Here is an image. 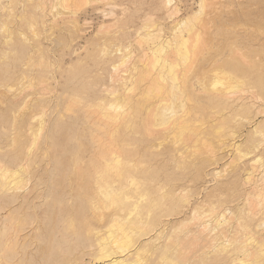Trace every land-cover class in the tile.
Wrapping results in <instances>:
<instances>
[{
	"label": "bare ground",
	"instance_id": "bare-ground-1",
	"mask_svg": "<svg viewBox=\"0 0 264 264\" xmlns=\"http://www.w3.org/2000/svg\"><path fill=\"white\" fill-rule=\"evenodd\" d=\"M64 1L65 0L61 1L60 3L64 5L65 4ZM212 1L213 0L211 1L198 0V3L196 5V10L192 11L189 15H187V17L176 21L170 30V37L166 39H162V35H161L162 27L160 26V24L156 25L155 23H152L150 20L148 21L145 20L146 23L147 22L149 23L151 22V23L149 26H147L148 24L142 26V29L143 30L145 29V32L143 34H140L138 30L136 31V35L138 34L140 41L149 46L150 56L149 55H148L149 57L147 56L149 59L148 58L144 59L145 61L146 60L148 61L146 62L149 65V69L147 70L146 69L147 67H145L146 72H142L140 73V75L137 74V72L140 70L136 71V75L139 76V77L137 76L138 82L137 81H134L135 83L132 82L134 86L133 89L136 88L139 91L138 93L139 95L137 94L138 98L137 97L134 98L135 100H133V98L131 97V92H133L132 95H134L135 89L133 91V89L131 90V87H129L131 92L128 90L129 88L126 90L127 87H125L124 77L121 76L119 77L117 75H114L116 74V71L114 72L113 70L116 68L117 62L111 64L110 69L111 70L113 69L112 71L114 72L113 74L114 76L108 75L109 76L108 79L109 81L116 82V84L118 83L121 86L117 88L109 87V89L108 88L102 89L101 86L95 85L96 87L95 88L93 87V85L89 86L88 84H84V86L80 88L81 90L74 93L72 98L68 96L70 100L68 99L67 101H70V103L68 105V102L66 101L68 107L65 105V109L68 110L69 112L71 111V113L82 112L84 117L83 121L87 123L88 126L91 125L90 128L93 129L92 134L88 135L89 136L88 139H90L89 142L90 145L85 147L83 145L78 144L79 145L78 147L73 149L70 148L66 150L70 156L69 162L70 164H72V169L69 173L71 174V176H74V179L73 180L68 179V182H66L67 183L66 189L64 190L65 193H63V195L61 196V200L58 202V203L63 202V204H65V206L61 210L58 207L59 213L64 215V217H62V219L60 220V222H63L64 225L62 224L63 227L60 226L57 232H53L49 234L50 239L55 238L57 236L61 237L62 240L61 242L71 247L70 252L75 253L77 257H79L74 260L76 262H74L73 264H79V263L80 264H188L187 262L191 257H194L197 254L199 255V253H202L203 255L204 254L203 252L206 251L205 249L208 248H212L213 250L212 253L216 252L214 251V249L217 250L219 253L223 252L222 253L224 254L223 257L229 259L230 264H264V240H262L261 238L259 239L256 238V235L255 238L252 236L249 238L246 237L247 235L248 236L250 235L249 233L250 227L245 222H247L248 220H252L251 218H248L244 222V224L238 225L239 218L236 217L237 224L235 222L234 223L243 230L244 233L241 232V235L247 234L245 236L247 239L244 238L242 239L243 236H241V238H236L237 235H233V237L234 236L235 237L232 238L231 233L233 230L231 229L234 224L230 226V222L232 221H230L229 219H232L233 217L230 216L231 214H229L230 218L228 217V215L226 216L225 213H227L226 212L228 211L227 209L225 210L223 208L224 210L220 212L219 211L216 212L214 206H211L209 211L206 210V213H201V211L204 208L201 205L202 202L199 203L198 201H196L194 204L191 205L188 196V187H189L188 184L191 181L193 182L194 180L198 179L201 176L202 171L204 169L205 171H207L206 168L208 166L214 165L217 161V157L219 156L218 155L219 153L223 154V152H230L231 155L232 153L238 154L236 155L237 157L240 155L241 158L238 157L237 158L238 160L242 159L243 157L246 158L247 166L250 167L246 170L247 177L246 178L244 177V179L247 182V184L249 183L251 184V181L253 182L251 184L252 186H254L251 197L253 201L250 202L251 201L250 200L249 204H245V206L250 205L251 209H254L255 207L260 209L262 208L261 205H264V140H263L264 137L263 138L260 137V141L256 142L251 137L250 134L247 136L244 142H241L242 141L241 140L240 141L241 143H236L235 141L233 142L234 138L232 137L234 136V133L232 132L231 127L229 126V124L233 123L236 117L240 115V114H237V116L235 115L236 110L244 111V113L246 114V112L247 113L248 111L250 112L249 109L252 106V104H250L251 101L250 102L247 101L249 99L248 96H247L248 98H246L245 96L246 99L244 97L241 98V96L239 97V95L246 94L247 88H246V92H244L245 89H243V87L247 85L248 79L252 80V77L247 76L246 73L240 70V66L237 63L238 61L237 57L235 56L236 57L235 58L234 55H231L233 57L229 61L230 63L229 66L232 73L231 75H229L231 76L229 77L230 80L225 81L228 82L227 83L228 85L219 80L215 81L216 78L221 80L220 74H222L219 71L220 73L218 74L220 75V77L218 75H215L218 72V70L216 72L215 69L214 71L216 73L213 72L215 77L217 76L214 79L215 82H213L212 85H210V83L207 84L210 86V89H212L210 91L211 92L214 91V92L210 93L209 91H207L206 100L210 106L212 105L213 109L211 110L214 111V109H216V111H214L215 113L208 114V112H204L203 110L201 112H199V110L194 112L189 111L187 110L189 108L187 107L188 105L185 104L192 100L193 102L196 101V103L199 104L197 106L198 108L194 107L193 103H187V104H190L191 106L193 105L192 107H194L195 109H200V106L202 105L198 98L201 96V95L199 96L201 91H203L202 88H200L201 85L199 86V88H196L192 83L189 82L191 72L194 67L193 64L197 62V61L194 62V60H196V56L198 55L197 53H199V51H201L202 49H205L203 48V46L206 47L205 46L206 40L204 38L205 36L204 37L202 36L204 38L203 40H205L204 42L205 44H203V42L200 41L201 39L199 38L198 35L199 32H196L197 34L196 33L194 34V29H196V26H194V24H196L195 21H197L198 19L200 21L201 16H204V14L205 15L210 14L209 11L207 10L206 11L208 13H205V9L209 10L208 5L213 4ZM215 4H217V2ZM161 5L167 11V16L164 17L168 18V20L170 19L172 20L175 17V15L178 14V8L176 7L174 0H162ZM211 8H210V12L212 10ZM214 10L215 9H213L212 12ZM169 26H171V24ZM101 27L100 29H102ZM200 29L202 30L203 28ZM211 29L215 30V27L214 28L211 27L210 31H212ZM210 31L204 32V34L209 33ZM210 33L212 34V32ZM227 36H230V34ZM139 38H137V40ZM236 38L237 37H235V39ZM250 39L251 38H249V40ZM230 41H232V39ZM137 43L140 44L139 40ZM230 43L232 44V42H229V44ZM261 43L263 42L261 41ZM231 44L229 45V48H231L234 45V43L232 46ZM234 47L233 49H235ZM261 48L263 49V47ZM221 49L222 48H220V50ZM248 49L251 50V47L249 46ZM115 51H119L118 52L119 58H121L123 57L122 51H127V50L126 48L123 49L120 48ZM115 51L112 53H117ZM202 52L203 51H201L199 54L200 57L202 55L201 54ZM254 52L256 51L254 50ZM257 52H259L258 54H261L260 50L259 51L257 50ZM227 53L229 54L228 51ZM232 53L236 54L235 50ZM242 53L239 54V56H243ZM255 55L256 53L253 54L254 56L253 58L257 56ZM262 56H264V54H262ZM144 57H146V54ZM259 57H261V55H259ZM204 58L206 60V57ZM209 59L211 58L209 57ZM226 61L227 60H224V63H227ZM212 62L214 63L213 60ZM222 62L220 63L222 64ZM248 63L249 65L251 64V62ZM120 64L122 63H119V67ZM145 64L146 63L144 62L143 65ZM221 64H217L214 66L220 68ZM263 64L264 62L260 64L261 68L262 66H264ZM208 65L211 64L209 63ZM125 66H127V64ZM252 67L253 66H251V68ZM178 68L179 69L182 68V70L180 69L179 71ZM246 68H248V65L246 66ZM261 68L260 69L256 68V71L262 70ZM204 69L207 70V68ZM135 70L136 68H134L133 71H131V74H134ZM197 70L199 71L200 69L197 68ZM203 70H201V72ZM209 71L210 70L208 67V70L206 72ZM258 71L257 73H259ZM113 72H111V74ZM213 73L209 72L207 74L211 75ZM224 73L226 74V75L223 74L225 78H223V76L222 78L223 80L224 79L227 80L226 78L227 72ZM152 74L156 75L155 77L153 76L154 77L153 79L151 77L152 85L146 83L148 85L147 89L143 88V90H141L140 84H142V82H144L145 80H148L147 78L150 77ZM196 77H202V76H199L198 74ZM256 77L257 78L254 81L258 83L260 86L261 84L260 76H256ZM197 80L199 79L197 78ZM206 80H210V79H206ZM149 81L151 80H148V82ZM112 82H110V84ZM217 84L220 85V88H218L219 86H217ZM91 90L94 91L95 96L91 101H89L88 92H90ZM120 90L121 91L126 90L127 94H125L126 92L122 93ZM242 90H244L243 91L244 93L241 92ZM129 92L130 94H128ZM238 92L240 93L239 95ZM253 92L252 94H254ZM106 93H109V95L110 94L114 95L118 93L116 100L106 101L104 97V94ZM154 93L156 94L158 99H156L157 101H155L154 99L155 97H153L154 100L153 102L151 98ZM235 95H238V98L234 97ZM185 97L187 100L184 101ZM35 98L37 99V97ZM255 98L256 96L253 98L252 101H255ZM110 99L112 98L110 97ZM25 104H27L26 101ZM204 109H207V107L205 108L204 106ZM17 110L19 111L23 109H20L19 107V109ZM227 110L230 111L235 110L234 116L232 115L233 121H231V123L228 120H226V116L229 117V115L225 116L226 113L224 114V111ZM262 111L264 112V108L262 109ZM263 112H261V114ZM241 114L243 115V113ZM242 115H240V118L242 117ZM232 117H230L229 119H231ZM74 118H76V116ZM261 118H260L261 121L251 125L252 132L256 131L257 133V130L259 128L258 126L264 122V114ZM60 119H62V117H60ZM214 119L215 121L217 120L216 121L217 123L214 121ZM218 120L220 121V124L218 126L213 127L209 124L210 126L207 127L208 125L207 123H209V121L210 123L214 121L215 124H218L219 122ZM241 121L243 122V120ZM195 122H199V124L201 123L202 128L205 126V124H207L206 125L207 128L201 130L200 126L194 124ZM42 124H44V122ZM59 125L61 124L59 123ZM119 130H121L122 134L118 139H115L116 134L118 136ZM95 132L98 135H94ZM259 134H262V132L260 133L259 131ZM228 136L229 137L231 136L229 138L230 140L226 138ZM170 137L172 138V140L176 139L177 142L179 141L178 144L179 147L178 148L168 147L165 149L161 148L162 150L158 151L157 147L159 144L157 142H160L162 140H168V138ZM210 138L214 139L217 144L213 145L212 142H210ZM199 140L202 141V143L200 144L204 146V149L206 148L207 151L204 149L202 150L205 151L206 153H211L210 155L208 154L209 157L208 156H207L208 158H202V157L186 158L187 156L183 157L185 152L187 153V150L190 148L196 149L197 147H200V149L197 148L198 150H200L199 153L203 152L201 151V148L203 147H201L200 144L199 146L197 144V142H200ZM228 140L231 142H227ZM76 143H78V140ZM55 144H53V146ZM242 144H244L245 146L244 149L242 148L243 146ZM198 150H196V152H198ZM208 150L210 152H208ZM217 150H219L218 153ZM26 152L27 153L24 152V155H29L27 149ZM45 152L47 151L45 150ZM84 152L87 153L88 156L85 155ZM85 157H87L88 159H87V163L84 165L83 158ZM159 157L160 158L162 157L163 159L160 161V165H156L157 158ZM3 158L5 159V157ZM18 158L19 157L16 156L10 162L16 163L18 161ZM168 159L174 161L173 170H168L166 169V166H164L165 163L168 164V161H170ZM234 162H237V160ZM47 163H49V161ZM57 164L59 166L58 161ZM24 165H22L21 163L20 166H23L21 167L22 169L18 166L22 170V172H24L23 169L26 170L24 168L25 167ZM188 170L193 171V178L191 179H188L184 175L185 172ZM10 171L8 170V168L6 169V167H3L1 164L0 178L2 179L4 177L3 179H5L7 173H9ZM16 171L14 172L11 171L12 173L10 174V176H7L6 182L9 181L8 184L6 182L2 183L3 180L0 181V193L2 192L5 195L7 206L15 203H18V205L22 204L27 206L29 203L27 200L28 199L27 196L31 194V196L33 195L36 198L39 197L37 187H40V184H38V186L36 185V187H34L33 189L30 187L31 191L30 192L27 191L28 194L22 196L18 195L16 189H18L20 193V190L23 187H20L21 189H19L18 185H20L19 183L23 182L24 179L21 177L23 179L22 181V179L18 177L19 172ZM8 177L12 179L8 180ZM246 182L244 183L246 184ZM242 187L244 186L242 185ZM3 194L0 195L3 197ZM208 198L210 197H206V199ZM247 199H250V197ZM18 205L16 207L12 206L3 212L1 211L4 208L0 207V223L5 221L8 222V225L4 227L5 228L4 231L0 233V252L5 254L2 255V257L5 256L8 259V261H13V263L17 262L16 259H22L24 256V253L20 255L19 252L17 251L19 247L22 246V250L24 247H27V245H29V243L32 242V233H36V231L39 230L38 226H34L35 224H37L35 223L33 225L34 229L31 228V230L26 232L27 227H25L24 225L25 223L23 225L21 223L20 225L19 224L20 220L17 222L16 218L12 217V213L18 207ZM200 206H202L201 207L202 209H200L201 211L199 212ZM54 209L55 206L53 205L51 207V210ZM263 210L262 212H264ZM259 214L258 216L260 217ZM236 215L238 216V214ZM171 217L176 219L172 223L170 221ZM255 217H257V215ZM67 223L69 226L67 225ZM238 226H236V228ZM181 227H183V229ZM257 227L263 228L264 220H261L259 224H257V226L255 227L256 229H260ZM52 228H49V231ZM180 228L182 230H180ZM256 229L254 231H256ZM178 232H180L181 234H178ZM234 232H236V229L234 230ZM49 248L46 251H48ZM85 255H88L91 261L89 260V262H86L83 258ZM195 257L197 258V256ZM158 259L160 260L159 262ZM198 261H199V257H198ZM201 261L203 260L201 259Z\"/></svg>",
	"mask_w": 264,
	"mask_h": 264
},
{
	"label": "rangeland",
	"instance_id": "rangeland-1",
	"mask_svg": "<svg viewBox=\"0 0 264 264\" xmlns=\"http://www.w3.org/2000/svg\"><path fill=\"white\" fill-rule=\"evenodd\" d=\"M61 1L63 0H59V1L58 0H0V165L2 164L3 167H6V169L8 168L9 171L11 170L13 172L16 171L17 169L16 172H19L18 177L20 178L22 177L24 179L23 181V179L21 178L23 182L19 183L20 185H18L19 189H21L20 187H23L20 190V193L19 190L16 189L17 190L16 192L20 196L28 194L27 191L30 192L31 188L33 189L34 187H36V185L38 186V184H40V187H37L39 197L36 198L33 195L31 196V194L27 196L28 198L27 200L29 202L27 206L22 204L18 205V203L7 206L5 195L2 192L0 193L1 195L3 194V197L0 195V207L4 208L2 209L1 212L7 210L12 206L16 207L18 205L16 209L14 208L15 210L12 213V217H15L17 222L20 220L19 221L20 225L21 223L22 225L25 223L24 225L25 227H27L26 232L31 230V228L34 229L33 228L34 226H38L39 228V230L36 231V233H32V242L29 243L27 247H24L23 250H22V246H20L19 249L17 250L20 255L24 253L22 259H16L17 262L13 263V261H8V259L5 256L2 257V255L5 254L0 252V264L3 263L4 264H44L45 262H46L45 264H73L74 262H76L74 260L79 257H77L75 253L70 252L71 247L61 242L62 241L61 237L57 236L55 238H51V239L49 238V234L53 232H57L58 228H60V226L63 227L64 225L63 222H60V220L62 219V217H64V215L59 213L58 207L61 210L65 206V204H63L62 201H61L62 203H58V202L61 200V196L63 195V193H65L64 190L66 189L67 186L66 182H68V179H72V180L74 179V176H71V174L69 173L72 169V164H70L69 162L70 156L66 150L70 148L72 149L76 148L79 145H83L85 147L90 145L89 144L90 139H88L89 137L88 135L89 134L91 135L93 130L92 128H90L91 125L88 126L87 123L83 121L84 117L82 112L71 113V111L69 112L68 110L65 109V105L68 107L70 103V101L67 100L68 99L70 100V98H72L74 93L81 90L80 88H82L84 84H88L89 86L93 85V87H95V85L101 86L102 89H107V88L109 89V87L117 88L121 86L118 83L116 84V82L109 81L108 79L109 76L113 75L115 71L116 74L114 75H117L119 77L120 76L124 77L125 87H127L126 90L129 87H131L132 90L134 87L132 82L137 81L139 77L138 75H136V71L140 70L137 72V74L140 75V73L146 72L145 67H147L146 68L147 70L149 69V65L147 64L148 61L146 60L147 61L146 62L144 59L150 56L149 46L140 41L138 34L136 35V31L138 30L140 34H143L145 32V29L143 30L142 26L147 24H148L147 26H149L151 22L155 23L156 25L160 24V26L162 27V33H161L162 39H166L170 37V30L175 24V22L182 18L187 17V15H189L192 11L196 10V5L198 3V0H174L175 5L178 8V14H176L172 20L171 19L168 20V18L164 17L167 16V11L161 5L162 0H65L64 5L60 3ZM213 1L212 3L214 5L213 4L208 5L209 10L205 9V13H208L207 11H209L210 14H206V15L204 14V16H201L200 21L198 19L197 21H195L196 24H194V26H196V29H194V34L196 32H199L198 35L199 38L201 39L200 41H202L203 44H205L204 42L206 40V44H205L206 47L203 46V48L205 49L201 50L203 51L201 53L202 54L201 57L199 55L201 51L197 53L198 55L196 56V60H194V62L195 61L197 62L193 64L194 67L192 69L189 82L192 83L196 88H199V86L201 85L200 88H202L203 91H201L199 96L201 95L202 97L200 96L198 98L202 104L201 105L202 107L200 106V109H195L194 107H197L199 104L196 103V101L193 102L191 100L190 102L187 101L186 102L193 103L194 107H192L193 105L191 106L190 104L185 103L186 105H188L187 107H189L188 109L186 107V109L193 112L198 110L199 112H201L203 110L204 112H208V114L215 113L214 111H216V109H214V111L211 110L213 109L212 105L210 106L206 100L207 91H209L210 93L214 92V91L213 92L210 91L212 89H210V86L207 84L210 83V85H212V83L215 82L216 80L222 81L223 83L226 84L228 83L225 81L230 80L229 77L231 76L229 75H231L232 73V71L230 70L229 61L233 57L231 55H234V57L235 56L237 57L238 60L237 63L240 66V70L246 73L247 76L252 77V80L248 79L247 85L243 87L245 91L244 90L241 91L242 93H244L246 92V88H247V92H246L247 95L246 94L239 95L240 93L238 92V95L239 97L241 96V98L243 97L245 98V96L246 98L249 97L250 100L248 99L247 101L249 102L251 101L252 103L250 102V104H252V106L249 109L250 112L248 111V113L246 112V114L244 113V111L241 110H236V112L235 110H231V111L227 110L228 112L224 111V114L226 113L225 116L229 115V117L226 116V120H228L231 123V121H233L232 115L234 116V114L236 113L235 115L237 116V114L242 115L241 113H243L242 117L244 118L242 117L240 118V115H238V117L235 116L236 119L233 121V123L229 124V126L232 129V132L234 133V136L236 135L235 137L234 136L232 137L234 138L233 142L234 141L236 143L244 142L247 136L250 134L251 137L256 142H259L260 137L262 138L264 137V122L258 126L259 128L257 130V133L256 131L252 132L251 125L261 121L260 118L264 114V112L262 111V109L264 108L263 105L264 104V77H263L264 66H262L261 68L260 65L261 63L264 62V56H262V54H264V50H263L264 49V37H263L264 36V0H216L215 2ZM216 2L217 4H215ZM210 6L213 8H211ZM210 8L212 10L213 9L215 10L213 12L211 10L210 12ZM145 20L147 21L150 20L151 22L146 23ZM170 24L171 26H169ZM100 27L102 29H100ZM211 27L212 28L215 27V30L211 29L212 31H210ZM200 28L203 29L201 30ZM207 30L212 32V34L209 32L210 34L205 33L206 34L205 35L204 32H208ZM226 34L227 35L230 34V36H227ZM200 36L201 37L205 36L204 37L205 40H203L204 38L203 37L201 38ZM235 37L237 38L235 39ZM137 38H139L138 40L140 44L137 43L138 42ZM249 38L251 39L249 40ZM231 39L232 41H230ZM261 41L263 43H261ZM229 42H232V44L230 43L231 46L234 43L232 47L230 46L231 48H229L230 45ZM259 44H261L262 46ZM249 46L251 47V50L248 49ZM260 46L263 47V49ZM233 47L235 49H233ZM116 48L117 49L126 48L127 51H122L123 53L125 52L124 54L122 53V56L124 58L121 57L124 60L119 58V53H118L119 51H115L117 50ZM220 48H222L221 49L222 52ZM234 50L236 54L232 53L234 52ZM237 50H239L240 52ZM254 50L256 52H254ZM257 50L258 51L260 50L261 54H258L259 52H257ZM114 51L117 53H112ZM227 51L229 52L230 55L227 53ZM241 53L243 54V56H239V54ZM252 53L253 54L256 53V55L257 54L258 55L257 56L255 55L256 57L253 58L254 56ZM145 54L146 57H144ZM259 55H261V57H259ZM204 57H206V60ZM209 57L211 59H209ZM241 57L246 61V63L244 60L241 59ZM201 59L205 61L203 62ZM223 59L227 60L226 61L227 63H224ZM212 60L214 61V63L212 62ZM118 61L119 63H122L120 64V67ZM115 62L117 63H116V68L114 70L112 69L114 71L113 72L110 69V66L112 63ZM144 62L147 65L146 64L143 65ZM220 62H222V64ZM248 62H251V64L249 65ZM209 63L211 65H208ZM126 64L127 66H125ZM217 64H221L220 68L214 66ZM247 65L248 68H246ZM207 66L209 67L210 73L211 72L213 73L215 71L217 72L218 70L217 73L215 72L216 73L215 75H218L219 77L221 75V80L216 78L217 76L215 77L214 73L211 75L207 74L209 73L206 72L208 70ZM251 66H253L254 68L252 67L253 68L252 69ZM134 68H136V70L134 74H131V71H133ZM197 68L200 70L198 71ZM204 68H207V70ZM256 68L259 69L261 68L262 70L259 71L257 70V71L260 74L261 73L263 74L260 75L259 73H257ZM180 69L182 70V68ZM180 69L178 68L179 71ZM201 70L203 71L201 72ZM219 71L222 74L219 75L218 74L220 73ZM111 72L113 73L111 74ZM199 72H201L202 74L204 72L203 75L205 78ZM224 72H227V77H226L227 80L226 79L223 80V78H225L224 75H226ZM198 74L199 76L202 77H196ZM153 76L155 77L156 75L152 74L150 77L147 78L148 80L151 81L148 82V80H145L144 82H142V84H140L141 90H143V88L147 89L148 86L147 84L152 85L151 82L152 79L154 78ZM256 76H260L261 79L260 86L258 83L254 81L257 78ZM197 78L199 80H197ZM206 79H210V80H206ZM110 82L115 84L114 85L112 83L110 84ZM217 86H219L218 88H220V85L217 84ZM134 89H135L134 95H132L133 92H131L130 88L128 89L131 92V97L133 98V100H135L134 98L136 97L138 98L139 95L138 94L139 91L136 88ZM252 89L253 91L254 90L255 91L253 92ZM126 90L125 91L120 90V91L122 93L126 92L125 94H127ZM251 91L254 94H252ZM130 92L128 94H130ZM88 93H89V101H91L95 96L94 91L91 90ZM106 94H104L106 101L116 100V97L118 95V93L114 95L112 94L109 95V93ZM238 95H235L234 97L238 98ZM253 96L254 97L256 96L255 101H252L254 98ZM35 97H37V99ZM110 97L112 99H110ZM153 97H155L154 99L155 101H157L156 99L158 98L155 93L152 95L151 98L152 101L154 102ZM185 100H187L186 97L184 98V101ZM25 101L27 104H25ZM66 101L68 102V105ZM204 106L205 108L207 107V109H204ZM19 107L20 109L23 110L18 111L17 109H19ZM257 109L259 113L257 112ZM261 112L263 113L261 114ZM252 114L254 115V117ZM58 116L59 119L60 117H62V119L60 120L63 121H60L58 119ZM75 116L76 118H74ZM230 117H232L231 118L232 120L229 119ZM241 120H243V122ZM214 121L211 123L209 121V123H207L208 125L205 124L203 128H202V124L201 123L199 124V122H195L194 124L200 126L201 130H204L210 125L215 127L220 124L219 120H218L219 121L218 124H215L217 120L215 122ZM43 122L45 125L42 124ZM59 123L61 125H59ZM259 131L260 133L262 132L263 135L259 134ZM121 134L122 132L121 130H119L118 136L116 134L115 139H118ZM94 135H98V134L95 132ZM78 136H80L81 138ZM230 137L228 136L226 138L229 139ZM170 138H168V140H162L160 142H157L159 144L157 150L161 151L162 149L168 147L178 148L179 141L177 142L176 139L172 140L173 137L171 139ZM77 140L78 143H76ZM229 140L227 142H231ZM174 141H176L177 143ZM210 142H212L213 145L217 144L215 140L212 138H210ZM200 143H202V141L197 142L198 146ZM53 144L55 145L53 146ZM242 145H243L242 148L244 149L245 146L244 144ZM200 146L203 147L201 148V151H203L202 149H204V146H202L201 144ZM47 147L50 149H48ZM197 148L200 149V147ZM197 148L196 149L194 148L195 150L191 148L188 149L187 153L185 152L183 157L187 156L186 158L189 157L208 158L209 155L211 154V153H206L205 151L203 152H205L207 155L203 152L199 153L200 150H198ZM26 149L28 150L29 155H24V152L27 153ZM45 150L47 152H45ZM196 150H198V152H196ZM204 150H206V148ZM218 151L219 150H217V153ZM208 152L210 151L208 150ZM229 153L230 152H223V154L219 153L216 163L214 165L208 166L206 168L207 171H205L204 169L202 171L201 176L198 179L194 180L193 182L191 181L188 184L189 185L188 196H189L190 204L192 205L196 201H198L199 203L202 202L201 205L204 208L201 211L200 209H202L201 208L202 206H200L199 212L201 211V213H206V210L209 211L211 206H214L216 212L218 211L220 212L224 209L225 210L227 209L229 211L230 209L229 212L226 211L227 213H225L226 216L228 215L229 218L230 216L233 217L232 218L233 220L228 218L230 221L233 222V223L230 222V226H232L233 224L235 225L237 220L236 217L239 218L238 225L244 224V222L248 218H251L252 220H248L247 222H245L250 227L249 236L247 234H246L247 236L244 234L241 235V232H243V230L239 228L238 225L232 226L231 230L233 231L231 233L232 235L231 234L230 235L232 236V238L235 237V236L233 237V235H237L236 238H241V236H243L242 239L243 238L247 239L251 236L255 238L256 235V238L258 239L261 238L262 240H264V236H263L264 227L263 228L257 227L260 229L255 228L261 220H264V212H262V210L264 209L263 208L264 205H261L262 208L260 209H258L257 207H255L257 209L255 208L251 209L250 205L245 206V204H249L250 200H251L250 202L253 201L251 198L253 193L252 190L254 187L251 184L253 182L251 181V184L250 183L247 184V182L244 179V177L245 178L247 177L246 170L250 167L247 166L246 158L243 157L242 159L238 160L237 159L238 157L241 158L240 155L237 157L236 155L238 154L232 153L231 155V153L230 154ZM84 154L88 156L87 153L84 152ZM23 155L25 156V158ZM16 156L19 157L18 161L16 163H11L10 161L13 160ZM3 157H5V159ZM159 158H157L156 165H160V161L163 159L162 157L160 159ZM87 159H88L87 157L83 158L84 165L87 163ZM236 160L237 162H234ZM48 161L49 163H47ZM57 161L59 162V166L57 164ZM21 163L22 165L25 164L24 168L26 170L23 169L24 172H22L21 170L22 169L21 167H23L20 166ZM173 165H174V161L171 160L168 161V164L166 163L164 164V166H166V169L168 170H173L174 169ZM11 171L7 173L5 179H3L4 177L2 179L0 178L1 179L0 181L3 180L2 183L6 182L7 176H10V174L12 173ZM184 175L188 179H191L193 178V171L188 170L185 172ZM9 179L10 178L8 177V180ZM244 182H246L248 186ZM6 183L8 184L9 181H7ZM241 184L244 187H242ZM245 194L246 195L249 194V195L246 196ZM248 196L250 197V199H247L249 198ZM206 197H210V198L206 199ZM220 198L222 199V201ZM53 205L55 206V209L51 210V207ZM245 207L247 208V210ZM257 213L260 215V217L258 216ZM229 214L231 215L229 216ZM236 214H238V216ZM256 215L257 217H255ZM175 220L176 219L172 217L170 219L171 223ZM7 225H8L7 221L0 223V233L4 231L5 229L4 227ZM236 226L238 227L236 228ZM49 228L52 229H50L49 231ZM181 228L183 229V227ZM181 228L180 230H182ZM235 229L236 232H234ZM255 229L256 231H254ZM178 234L181 233L178 232ZM34 245H36L37 247ZM48 248L50 251L49 250L46 251ZM205 250L206 251L203 252L204 253L203 255L202 253H199V255L198 254L195 255L197 256V258L195 256L191 257L187 263L188 264H202V263L230 264L229 259L223 257L224 256V254H222L223 252L219 253L217 250L214 249V251L216 252L212 253L213 252L212 248H208ZM87 257L89 258L88 255H85L83 257L84 260L86 262H89V260L91 261V259L90 258L88 259ZM198 257L200 262L198 261ZM200 258L203 261H201ZM214 258L217 259L215 260ZM159 261L160 260L158 259V262Z\"/></svg>",
	"mask_w": 264,
	"mask_h": 264
},
{
	"label": "snow or ice",
	"instance_id": "snow-or-ice-1",
	"mask_svg": "<svg viewBox=\"0 0 264 264\" xmlns=\"http://www.w3.org/2000/svg\"><path fill=\"white\" fill-rule=\"evenodd\" d=\"M202 7H203V5H202Z\"/></svg>",
	"mask_w": 264,
	"mask_h": 264
}]
</instances>
